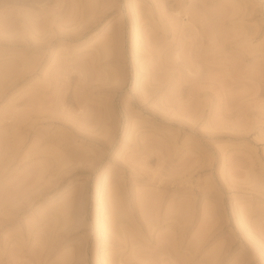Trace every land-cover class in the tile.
Wrapping results in <instances>:
<instances>
[{"label":"rangeland","instance_id":"obj_1","mask_svg":"<svg viewBox=\"0 0 264 264\" xmlns=\"http://www.w3.org/2000/svg\"><path fill=\"white\" fill-rule=\"evenodd\" d=\"M0 264H264V0H0Z\"/></svg>","mask_w":264,"mask_h":264}]
</instances>
